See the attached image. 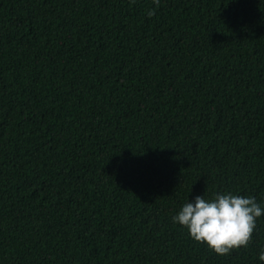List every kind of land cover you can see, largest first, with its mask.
Masks as SVG:
<instances>
[{"label":"trees","instance_id":"trees-1","mask_svg":"<svg viewBox=\"0 0 264 264\" xmlns=\"http://www.w3.org/2000/svg\"><path fill=\"white\" fill-rule=\"evenodd\" d=\"M217 192L264 205V0H0V264H260L172 223Z\"/></svg>","mask_w":264,"mask_h":264},{"label":"clouds","instance_id":"clouds-1","mask_svg":"<svg viewBox=\"0 0 264 264\" xmlns=\"http://www.w3.org/2000/svg\"><path fill=\"white\" fill-rule=\"evenodd\" d=\"M159 5L160 0H152ZM148 16L153 15L149 10ZM264 215V205L253 196L217 192L206 199L203 194L187 199L171 217L173 224L186 228L190 238L205 244L218 255L246 247ZM257 259L264 264V244L259 246Z\"/></svg>","mask_w":264,"mask_h":264}]
</instances>
